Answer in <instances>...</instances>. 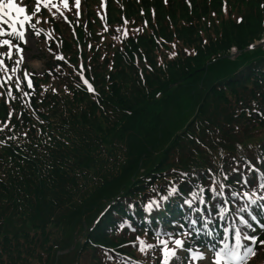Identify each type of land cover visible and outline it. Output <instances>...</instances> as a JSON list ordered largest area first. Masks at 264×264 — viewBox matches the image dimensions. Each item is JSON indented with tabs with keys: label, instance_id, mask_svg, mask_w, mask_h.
Here are the masks:
<instances>
[{
	"label": "trees",
	"instance_id": "1",
	"mask_svg": "<svg viewBox=\"0 0 264 264\" xmlns=\"http://www.w3.org/2000/svg\"><path fill=\"white\" fill-rule=\"evenodd\" d=\"M138 1L157 15L136 40L119 42L115 29L105 39L99 19L73 33L64 25L49 41L43 74L24 83L25 102L21 91L9 96L0 85V264H145L132 242L154 237H145L139 208L136 232L119 228L128 202L154 195L153 185L163 191L179 179L173 169L195 172L208 186L206 170L223 166L239 191L235 161L256 164L264 155V138L256 140L264 129V46L248 47L255 39L249 13L239 24L217 23L215 15L204 22L174 0H125L132 18ZM254 15L264 30V10ZM79 60L92 90L79 81ZM256 167L264 171V162ZM181 204L173 199L153 212L147 227L159 221L171 230ZM254 214L264 221V211Z\"/></svg>",
	"mask_w": 264,
	"mask_h": 264
},
{
	"label": "snow or ice",
	"instance_id": "2",
	"mask_svg": "<svg viewBox=\"0 0 264 264\" xmlns=\"http://www.w3.org/2000/svg\"><path fill=\"white\" fill-rule=\"evenodd\" d=\"M59 4L63 5L64 9L69 8V0H59ZM41 6L43 8L51 6L56 8L57 12L60 11L52 0H35V7L32 9L22 6V0L21 3L17 0H0V23L8 25L7 29L0 28V49L7 48L6 53L0 51V69H3L5 82L13 79L12 74L17 73L23 63L22 45L28 43L25 25L33 29L32 32L27 33L28 35L41 34L35 29V24L40 22L36 14L41 12ZM75 6L79 15L80 0H75ZM60 14L63 15L62 12ZM34 18L35 22H33ZM5 59L13 62L10 71ZM20 84L21 80L17 76L15 80L17 91L20 90ZM28 86L31 87L30 82ZM89 90H92L90 85ZM8 93L11 96V87L8 88ZM2 130L3 128H0V131ZM241 160L243 164L240 160H236L238 167L232 169L233 172H241V179L237 182L242 185L239 191L233 190L227 183L229 176L223 170V166L218 174L211 168L206 170L210 179L208 186L199 182L195 172H177L173 169V173L179 179L168 180L163 186V191L161 186L153 185L149 192L154 195H150L146 200L142 197L139 201L128 202L126 215L122 218L119 228L136 232L133 219L139 208L144 213L145 237L151 232L154 242L136 236L132 243L134 246L138 245L137 250L142 255L152 252L153 260L156 259L155 251L159 249V264H173L174 261L179 264L185 262L197 264L198 261L208 259L204 247L207 248L208 253H211V264H248L250 258L256 255V245H264V239L252 234L255 229L250 222V220L256 222V225L264 230V221H260L254 214L257 208L264 211V171L256 167L257 164L264 162V155L257 157L256 164L246 157H242ZM251 174H255L254 180L248 178ZM183 185L191 189L187 194L181 190ZM228 195L233 200L230 201ZM173 199L182 201L180 207L184 214L179 219L170 221L171 230L164 228L159 221L158 226L147 227L152 213L161 211ZM239 200L245 202L243 206L231 210L230 204ZM218 222H223L219 224V228ZM201 239L204 241L203 246L198 243ZM180 252L186 253V256L182 258L178 255ZM133 264H141V262L133 261Z\"/></svg>",
	"mask_w": 264,
	"mask_h": 264
},
{
	"label": "rangeland",
	"instance_id": "3",
	"mask_svg": "<svg viewBox=\"0 0 264 264\" xmlns=\"http://www.w3.org/2000/svg\"><path fill=\"white\" fill-rule=\"evenodd\" d=\"M29 0H22V6H25L26 8H34L35 5L33 3L27 4ZM35 3V0H31ZM18 3H21V0H17ZM53 3L57 4V8H59V12H57L56 8H52L49 6V8H43L41 9L40 13H37L36 18L39 19V23L37 26L41 29L44 28V30H41L44 34H47V30L49 29V24L44 22H41L42 18H53L57 19L58 16H60V12L63 13L62 16L67 17L68 21L70 23L74 24L73 28L76 31V26H82L85 28V25L87 23L92 24L90 20H97L100 18V15L102 13L101 9L104 10V18L107 19V26L101 25L100 22V29H102L103 37L105 39L110 40L112 37H114V29L117 31V37L120 38L119 42H125L130 37L134 40H136L139 36L143 34L142 29L145 32H148L151 28V22H153L155 19L154 17L157 15L155 14V10L153 6H149V8H145L144 5H140L141 2L138 1L137 3V11L138 14L134 18H132V14L127 13L126 6L124 4L125 0H94L92 5H87L83 2V0H80V7H79V15H77V9L75 6V0H69V8L64 9L63 5L59 4V0H52ZM163 4L166 5L167 0H162ZM188 2V0H186ZM107 4V5H105ZM173 4H175L176 7H183L185 14L189 16V10L196 9L200 15L201 20L204 22H209L211 19V15L216 16V22L221 23L223 17L228 21L229 23L225 24H232L237 23L239 24L240 19L242 18L244 12L249 13L248 22H251V32L252 35H255L254 43L257 44L260 41L264 40V30L262 27L260 29L256 24L254 23L255 15L258 13H261L262 10H264V1L263 0H190V5H186L182 0H174ZM263 5V6H259ZM102 6V8H101ZM258 6V7H257ZM175 9V8H174ZM89 10V11H88ZM250 11L253 12L250 14ZM91 12V17L88 14ZM106 12V15H105ZM109 14L111 16L109 17ZM195 15V14H194ZM196 16V15H195ZM177 17V14H175V18ZM35 19V18H34ZM150 19V21H149ZM112 21L110 23V21ZM114 20V21H113ZM121 20L120 22H118ZM64 21L58 24L57 29L60 33L64 34ZM68 27V25H66ZM0 28L7 29L8 25L4 23H0ZM111 28V29H110ZM26 29V39L28 41L27 45H22L24 48L23 56L24 60L23 63L20 65L17 73L12 74L13 79L10 81L16 80V77L18 76L20 80L26 75V73H33V74H40L43 69L45 70L46 64H48V57L45 53L44 48V42L40 35H28L27 33L32 32L33 30L28 27V25H25ZM260 37V38H259ZM5 38L7 36L5 35ZM259 38V39H258ZM61 39L58 38V41ZM235 46L230 47L233 49ZM0 51L7 52V48L4 47L0 49ZM232 53L235 55L239 54L238 50H233ZM50 54V53H49ZM5 63L9 66V71L12 67L13 62L5 59ZM2 73L3 69H2ZM4 76V75H3ZM259 137L258 139L264 138V129L259 130ZM148 242H154V238L146 239ZM188 246V245H187ZM260 248L259 255L258 256H264V245H258ZM208 256V259L204 261H198L197 264H211V253H208L206 249H203ZM138 252V251H137ZM159 249L155 251L156 259L153 260V253L149 252L146 255H142L140 252H138V255L140 257V260L145 264H158L159 261ZM256 258V257H255Z\"/></svg>",
	"mask_w": 264,
	"mask_h": 264
}]
</instances>
